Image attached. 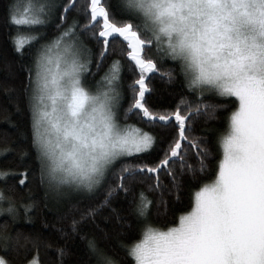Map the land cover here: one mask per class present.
<instances>
[{
  "label": "snow or ice",
  "instance_id": "obj_1",
  "mask_svg": "<svg viewBox=\"0 0 264 264\" xmlns=\"http://www.w3.org/2000/svg\"><path fill=\"white\" fill-rule=\"evenodd\" d=\"M116 8L119 17L108 0L82 5L80 0H28L23 6L14 0L9 6L7 22L13 26L45 25L58 10L57 27L66 25L35 52L28 45L32 144L45 199L49 190L95 197L105 189L101 203L81 211L79 220L73 216L71 232L81 234L82 226L123 192L142 239L118 241V246L134 264H264V0H118ZM72 12L82 13L85 23H68ZM85 35L102 45L98 53L85 45ZM10 38L23 57L25 37ZM125 54L134 66V83L127 85L118 58ZM109 56L114 59L100 79L90 83L94 58L98 71ZM165 59L178 62L194 104L162 112L148 104L154 75L146 74L172 77L158 63ZM125 87L133 93L125 119L135 116L171 130L154 160L146 156L156 148V133L120 123ZM206 94L222 99L206 103ZM218 112L224 126L214 130L217 148L196 135L193 125L201 118L219 119ZM3 139L7 143V134ZM219 149L216 172L212 159ZM8 152L17 154L19 163L0 167V264H45L39 250L52 247L50 241L8 230L21 209L31 222L28 213L36 206L16 199L18 192L30 191L35 175L31 166L20 167L27 152L10 146ZM209 171L215 177L211 183L205 182ZM184 175L202 185L194 206L179 216L178 226L153 227L159 205L167 208L164 177L176 188ZM137 184L144 187L137 191ZM146 192L157 196L150 199ZM81 238L92 264H121L97 237ZM56 251L63 264L65 249Z\"/></svg>",
  "mask_w": 264,
  "mask_h": 264
},
{
  "label": "trees",
  "instance_id": "obj_2",
  "mask_svg": "<svg viewBox=\"0 0 264 264\" xmlns=\"http://www.w3.org/2000/svg\"><path fill=\"white\" fill-rule=\"evenodd\" d=\"M13 2L14 0H0V167H14L19 163L18 155L8 152L9 146L16 148L18 151L24 150L27 152V156L23 163L20 164V167L31 166L35 175L30 191L18 192L16 199L18 203L34 201L36 206L28 213L31 217V222L24 218L23 209H21L19 220L15 224L10 223L8 230L10 232L20 230L29 237L39 235L41 238L50 241L52 247L42 246L39 250V258L45 264H60L61 258L56 251L58 247H63L66 251V255L63 257V264H92L87 252L86 238H81L83 234H87V237H97L101 246L111 252L117 260L121 261V264H134L131 258L125 257L124 251L118 246V241H131L134 239L138 242L142 238V233H139L136 229L135 221L128 216L130 208L129 198H126L123 192L115 193L111 198L110 206L100 208L95 217L82 226L81 234H73L71 232L70 224L73 216L79 220L81 211L101 203L105 189H101L95 197H81L80 194L75 192L65 195L63 192L57 193L49 190L47 199H45V186L40 184L39 163L36 160V150L32 144V113L29 106L31 88L29 87L27 67L32 65L33 58L28 54V45L31 43L33 45L31 50L35 52V49L41 44H50L53 38L57 37L66 25L57 27L60 24V12L58 10L45 25L34 26L33 28L13 26L7 22L9 6ZM18 2L23 6L28 3V0H18ZM63 2L64 0H57V3ZM117 2L118 0H108L112 11L119 17L120 12L116 8ZM80 3L82 5L84 0H80ZM73 19L78 20L81 25L85 23V17L82 13L72 12L68 16L67 22L71 23ZM33 33H38L39 35L33 36ZM17 35L26 39L25 48L23 49L25 55L23 57L13 50V41L10 37ZM83 40L93 54L98 53L102 47L101 44H97L86 35ZM117 53H119V48H117ZM118 58L124 61L125 84L134 83L131 75L134 66H130L126 54L119 55ZM113 59V56H109L97 71L94 58L91 71L95 76H90L88 78L89 82L95 84V81L100 79V76ZM158 63H160L161 69L171 70L172 77L169 79L168 77H160L159 73L149 74L154 75L151 85L154 91L148 98V104L161 112L171 110L174 105L184 107L186 104H194L196 98L188 90L178 62L165 59L162 62L158 61ZM132 96L133 93L129 91L128 87H125L124 98L118 108V112L121 115L120 123L122 126L140 127L144 131L156 133L158 140L156 148L150 155L146 156L151 161L160 155L170 138L171 130L146 125L135 116L125 119L124 111L129 106ZM220 99L222 98L212 94H206L203 97L206 103H215ZM217 115L219 119L208 118L205 120L201 118L193 125V131L196 135L207 137L209 143L218 148L217 132L214 130L222 128L224 123L222 115L219 112ZM5 134H7V143L3 139ZM6 153L8 154L6 155ZM221 158L222 149H219L218 158L213 157L212 159V167L216 172H218V163ZM214 178L213 173L209 171L205 182L211 183ZM164 182L168 184V189L164 192L167 208L163 204L159 205L160 215L153 217L152 226L166 231L167 227H176L178 225L180 215H185L191 211V207L194 206L195 202V192L199 191V187L202 185L194 183L188 175L179 178L178 187L176 188H172L170 178L167 176L164 177ZM143 187L144 185L141 184L136 185L137 191ZM169 191L171 194H169ZM146 195L150 199H155L157 196L156 193L151 192H146ZM118 215L126 219L128 223H124L123 219L118 222ZM2 219L3 217H0V220ZM129 224H131V227H129ZM61 229H63V232L60 231Z\"/></svg>",
  "mask_w": 264,
  "mask_h": 264
},
{
  "label": "rangeland",
  "instance_id": "obj_3",
  "mask_svg": "<svg viewBox=\"0 0 264 264\" xmlns=\"http://www.w3.org/2000/svg\"><path fill=\"white\" fill-rule=\"evenodd\" d=\"M137 75H138V73H137ZM146 75H149V74H146ZM135 87H137L138 88V86H135ZM222 159V158H221ZM179 224V223H178ZM178 226V225H177ZM142 239V238H141Z\"/></svg>",
  "mask_w": 264,
  "mask_h": 264
},
{
  "label": "clouds",
  "instance_id": "obj_4",
  "mask_svg": "<svg viewBox=\"0 0 264 264\" xmlns=\"http://www.w3.org/2000/svg\"><path fill=\"white\" fill-rule=\"evenodd\" d=\"M214 62V61H213Z\"/></svg>",
  "mask_w": 264,
  "mask_h": 264
}]
</instances>
